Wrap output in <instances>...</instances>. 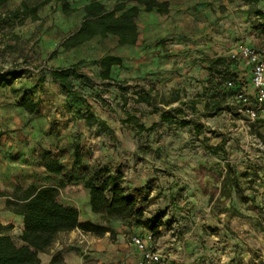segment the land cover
Here are the masks:
<instances>
[{
	"label": "crops",
	"instance_id": "obj_1",
	"mask_svg": "<svg viewBox=\"0 0 264 264\" xmlns=\"http://www.w3.org/2000/svg\"><path fill=\"white\" fill-rule=\"evenodd\" d=\"M90 1L70 2L75 12L68 16L62 13L61 0H9L0 7V17L3 19L0 21V71L7 80L11 79V74H17V78L7 85H0V223L13 226L10 234L18 238V245L22 244L19 237L23 218L7 210V197L4 195H11L17 186L23 189L30 185L58 186L64 174L55 176L47 173L41 160L42 154L48 152L56 156L59 164L70 171L76 137L79 135L87 143L100 139L92 131L93 126L98 124L94 122L89 128L82 112L77 113L82 108L79 103L65 105L66 97L52 81L51 70L66 69L80 63L81 73L97 78L101 59L112 55L121 59V64L112 69L116 85L142 81L137 91H150L151 95L154 91L166 96L172 91L185 96L196 93L208 95L218 77L209 73L207 62L218 57L229 59V54L238 43L252 47L264 46V20L261 23L250 21L245 7H235L234 1L238 0H158L168 2V13L145 12L140 8L135 45L121 47L113 36H96L80 46L62 48L63 39L79 28L84 17L83 8ZM98 1L110 11L116 0ZM220 5L224 6L225 12L218 10ZM18 8L21 11L18 18H3L5 13ZM33 40L38 41L39 52L45 59H29L30 54L27 52ZM36 65H40L39 68L35 69ZM229 71L235 75L241 72V77L236 76L243 82H249L254 91L251 70L242 61L231 65ZM101 95L109 96V103L103 106L97 101H89L91 111L97 121L110 129L111 137L118 141L116 153L105 151L103 158H90L85 153L83 168L90 170L102 160L105 167H114L112 171L121 173L130 193L147 201L139 203L141 208L148 205L158 212L165 208L174 211L177 219L171 221L168 231L158 228L161 236L154 240V246L167 264H191L199 253L197 250H203L202 246L206 247L207 244L203 243L205 237L200 216L201 212H207L209 202V196L204 191L205 184L213 180L208 172L201 178L197 177L195 168L203 166L209 169L225 162L226 167L235 172L227 184L231 193L229 202L237 204L233 189L234 183L239 184V166L232 161H220L219 150L225 142H232L227 145L233 147L234 139L238 138L233 136L236 134L232 132L229 139H222L219 131L223 128L235 131L234 125L218 120L217 115L205 117L204 104L209 100L204 99L198 109L201 114L200 134L193 131L192 124L172 126L190 128L194 136L206 138L211 152H156L142 155L128 150L129 142L139 145L143 139L141 135H134L129 126L123 123L126 116L125 109L121 108L122 93L119 88L109 87L101 91ZM24 96L37 104L32 114L19 106ZM174 105L169 104L165 109ZM140 106L150 109L142 104ZM142 123L145 126L152 125L151 119L143 120ZM142 156L150 162H144ZM73 176L72 182L59 189L60 193L64 191L67 194L59 203L75 208L78 212V207L82 206L84 215L82 217L79 213V221H90L89 217L93 213L89 206L88 191L82 183L75 182V173ZM120 228L127 231L117 229L114 243L109 240L108 233L100 239L79 230L61 233L57 239H77L79 246L93 256L99 255L100 251H117L122 255V264H137L140 253L131 238L151 233L135 224ZM57 239L47 252L38 255L41 264H50L57 254L61 255L62 264H83L81 257L65 249V244L59 243Z\"/></svg>",
	"mask_w": 264,
	"mask_h": 264
},
{
	"label": "trees",
	"instance_id": "obj_2",
	"mask_svg": "<svg viewBox=\"0 0 264 264\" xmlns=\"http://www.w3.org/2000/svg\"><path fill=\"white\" fill-rule=\"evenodd\" d=\"M7 1L9 0H0V7L4 6ZM73 1L75 0H61L64 15L75 12L70 7V2ZM240 1L245 6L264 4V0ZM21 7H24V4H21ZM140 8H143L145 12L155 11L159 14H167L168 2H159L158 0H116L113 9L109 11L98 0H92L83 8L84 17L79 28L63 39L61 47H77L96 36L102 38L113 36L117 39L118 46L121 47L135 45L138 39L136 21ZM20 14L21 11L18 8L7 12L3 18H18ZM253 14L264 20V10L254 9ZM2 20L0 17V21ZM236 62L221 57L207 62L209 73L212 76H217L218 81L211 85L212 91L210 90L211 95L208 99L210 101H206L204 104L205 117L217 115L228 99L236 100L235 97L238 93H246L244 82L229 71V67ZM120 64L121 59L119 57L107 55L100 61V72L97 78L81 73L80 63L66 69L51 70L50 77L58 85L60 92L66 99H71L81 105L82 108L77 113L82 112L89 128L96 122L103 129L111 132L102 122L97 121L91 111L88 99L101 101L99 93L102 90L96 88L95 79L100 81L104 88H108L114 82L112 69ZM10 78V80H7L4 73L0 75V85H7L12 79L17 78V74H11ZM119 90L122 93V108H125L128 102L125 97L127 90L122 87ZM129 100L136 106L142 104L150 108L148 114L157 115L159 124L167 126L178 124L180 127L192 124L193 131L196 134L201 132V125L189 120L177 119L181 114V110L175 108L160 111L157 109L150 91L133 90ZM174 100L168 103L170 104ZM194 105L195 103L191 102L192 110H195ZM19 106L27 113L32 114L36 110L37 104L24 96L20 99ZM134 112L138 113V111ZM139 115L137 117V115L126 111V119L123 123L137 133L150 132L152 127H145L141 123V116L143 115L141 113ZM73 150L74 159L70 171H66L59 164L56 156L48 152H44L41 156L43 167L47 173L55 176L64 174L63 181L60 180L58 186L30 185L25 189L17 186L11 195H4L7 197V210L23 218V229L19 237L22 244L16 245L10 234L13 226L0 223V264H41L38 255L46 252L61 233L79 230L83 234L101 237L111 232L109 227L96 225L89 221L80 222L79 212L75 208L65 207L58 202L59 189L72 182L74 179L73 173L75 172H80L83 177L82 184L88 191L89 206L94 215L102 216L105 219L132 220L135 225L145 227L154 240L158 236V220L160 217H153L145 222L141 221L144 210L139 206L138 196L130 193L125 186L121 173L114 172L105 166H96L90 170L85 169L82 166L84 154L76 141L73 142ZM58 257L59 254L55 255L50 264H55Z\"/></svg>",
	"mask_w": 264,
	"mask_h": 264
},
{
	"label": "rangeland",
	"instance_id": "obj_3",
	"mask_svg": "<svg viewBox=\"0 0 264 264\" xmlns=\"http://www.w3.org/2000/svg\"><path fill=\"white\" fill-rule=\"evenodd\" d=\"M234 3L236 8L245 7L246 12L249 14L250 21H255V23L258 21V23L262 22L261 18L254 16L253 11L254 9L264 10V4L245 6L240 0L234 1ZM218 10L220 12L226 11L224 6L221 5ZM47 23L49 25L50 20H48ZM37 44L38 41H32L29 51L27 52L30 54L29 59H45V57H42V52H39ZM39 66L40 65H36V68H34L37 69ZM236 75L240 76L241 72ZM94 84L98 90L102 91L109 87L126 88L127 92H125V97L128 102L125 108H121L125 109V112L127 111L137 115V117L140 116L139 114L141 113V115H143L141 116V123L143 120L151 119V126L144 125L145 127H152L150 132L137 133L132 128H129L134 135H141L140 137H142L143 140L140 141L139 145H135L134 142H129L128 150L137 151L142 155L156 152H171L175 154H184L186 152H211L209 144L206 143V138L201 139L199 136H194L190 128L178 129L177 126H167L159 124V122H157V124L154 122L157 119V115L153 114L154 116L150 117L151 115L148 114L149 110L147 108L140 105L136 106L131 100H129L132 91L140 88L143 84L142 81L124 82L119 83V85H116V82L114 81L108 86V88H104L101 82L95 79ZM244 85L247 101L245 103H240L236 100L228 99L223 104L222 110L217 114L218 120L229 122V125H234L235 129V131L229 128L221 129L219 131L220 138L229 139L232 132L236 134L233 135L234 137H238L234 139V145L232 148L231 145L228 146L229 143L232 142H225L222 148H219L221 154L220 161H228L227 163L232 161L239 166L237 172L240 177L239 184L234 183L233 189V197L237 200V204L229 202L231 193L227 189V184L230 182V178L235 172L228 169L225 162L222 161L219 166L214 165L209 169H206L203 166H197L195 168L197 177L201 178L206 172H208L213 180L205 184L204 191L209 196V202L207 212H201L200 216V221H202V234L203 237H205L203 243L207 244L206 247L202 246L203 250H197L199 253H197V256H195L191 264H264V186H262L264 185V124H260L264 123V109L258 112L254 120L249 117L246 111L257 107V99L255 92L251 90L249 86V82H244ZM99 95H101V93H99ZM210 95L211 93H208V95L196 93L185 96L183 93L175 94L173 91L168 96L161 95L158 91L152 93L153 101L157 109L160 111H166L165 108L169 105L168 102L175 99L174 102L170 103L173 105L175 104L174 107H170L169 109L176 108L181 110V114L177 119L189 120L196 124H199L201 121V114L198 110L201 108V102H203L204 99H210ZM88 100L90 102L93 101L92 98H89ZM100 100L102 102L100 101L99 104L104 106L106 105L105 103H109L107 102L109 101V96L101 95ZM72 102L73 100L67 101L65 99V105H72ZM191 102L195 103V110L191 109ZM122 105L123 102L121 101V106ZM134 111H138V113ZM92 131L95 135H98L100 139L87 143V141H82L79 135L76 137V142L79 144L84 156L85 153H87V157L90 158L91 156H94V158H103V153H105V151L106 153H109L112 150L113 153H116L115 148L118 141L111 137V133L108 130L103 129V127L98 124L93 126ZM177 139H180V141ZM142 157L144 162H150L147 160L148 158H144V156ZM96 166L104 167L103 161L99 160V163L95 164L91 169ZM111 168L113 169L114 167ZM247 170L250 172L248 173ZM75 175V182H80L79 184H81L83 182L81 173L75 172ZM12 193L13 191L11 194ZM66 195L67 194L64 193V191L61 193L59 192L58 202L60 199L62 201L63 197ZM138 200L139 203L142 204L147 202L143 197L139 196ZM144 207L143 210H145V212L141 221L145 222L148 219L159 216L158 225L162 231L170 230L171 221L177 219V216H175L176 213L174 211H169L168 208L158 212L156 209L150 208L148 205H144ZM78 210L83 217V207L79 206ZM89 220V222H92L93 224L109 227L111 229V232L108 233L109 240L113 243L117 240V229H120L121 232H125L127 230L120 228L121 226H131V224H134V221L132 220L122 221L119 219H105L102 216L94 214L89 217ZM140 227L147 230L143 226ZM158 233L156 239L161 236L159 230ZM103 236L99 238L101 239ZM12 238L15 244L18 245V238L15 236ZM57 240L59 243L65 244V249L72 250L75 254L81 257L83 264L123 263L122 255L117 251L112 253L100 251L99 255L93 256L87 254L89 253L87 249L83 250L79 246L77 239L69 241L58 237ZM83 244H86V242L83 241ZM55 264H62L60 254Z\"/></svg>",
	"mask_w": 264,
	"mask_h": 264
},
{
	"label": "built area",
	"instance_id": "obj_4",
	"mask_svg": "<svg viewBox=\"0 0 264 264\" xmlns=\"http://www.w3.org/2000/svg\"><path fill=\"white\" fill-rule=\"evenodd\" d=\"M229 59L242 61L251 70V84L257 99V107L248 109L246 112L254 120L264 105V46L252 47L243 43H238L229 54ZM3 72L0 71V75ZM230 85V84H228ZM235 99L245 103L246 93L240 92ZM132 244L140 253L137 264H167L164 256L154 246V239L151 234L144 237L135 235L131 238Z\"/></svg>",
	"mask_w": 264,
	"mask_h": 264
}]
</instances>
